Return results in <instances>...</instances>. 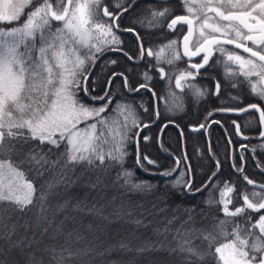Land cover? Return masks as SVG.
Listing matches in <instances>:
<instances>
[{"label":"trees","instance_id":"1","mask_svg":"<svg viewBox=\"0 0 264 264\" xmlns=\"http://www.w3.org/2000/svg\"><path fill=\"white\" fill-rule=\"evenodd\" d=\"M40 2L41 0H34L33 6ZM131 2L133 0H102L101 5L93 7L100 13L107 6L109 11L115 13L112 5L119 3L127 7ZM52 3L55 10L56 0H52ZM165 8L169 10L168 14L154 20L153 10L161 11ZM28 10L30 9H26ZM186 12L182 0H137L129 11L122 12L116 20L119 28L132 29L136 36L114 28L120 43L112 47L118 50H110L103 55L85 82L91 98L101 97L108 92L111 102L88 99L83 90L78 91L77 96L88 107L97 108L108 103L106 112L101 116L109 118L112 132L105 130V136L109 140L114 134L123 132L127 117V139L124 141L127 155L124 156L122 164L113 162L109 165L106 157L103 168L83 164L69 168L68 175L76 183L69 189L60 186V197L57 198L61 203L68 199L73 203L77 199L82 200L89 207L95 205L100 214L90 213L86 209L74 211L69 207L65 212L53 216V209L50 208L48 219L52 223H41L37 227V208L30 206L20 211L11 202H0V264H58L57 254L62 249L72 253L69 257L68 252H64L66 259L63 264H216L212 256L214 247L231 239L218 234L217 225L225 217L221 211L223 204L216 202L231 199L230 209L233 205L240 207L243 206L244 194L249 195L254 203L259 202L262 197H253L251 194L260 191L248 186L244 177L264 183V145H251L253 156L248 152L239 154L235 151L231 154V148L235 150L238 145L234 121L240 125L242 132L249 135L250 144L259 140L256 137L259 127L254 113L240 117L227 115L226 108L240 107L252 100L232 97L231 90L242 85L248 77L223 56L220 58L214 54L202 75H196L187 84L184 83V89L179 90L172 85L174 77L190 66L182 56L173 64L166 62L172 59L174 52L180 53L179 41L185 32V24H178L175 30L169 29L167 25L173 17ZM93 19L95 23L111 22L102 14ZM51 24L53 27L59 22L52 21ZM241 31L247 33L243 28ZM239 40L245 42L243 39ZM171 41H176L175 48H166L163 59L158 63L155 54ZM141 45L146 50L151 49L153 55H145L137 63L135 61L140 57ZM227 50L236 51L232 48ZM81 55H85L84 50H81ZM94 60H86L83 72L78 76L82 83ZM159 68H163L166 74L163 79ZM113 73H123L128 78V84L139 91H127L123 77L114 76ZM145 73L150 79L145 78ZM217 82L221 85L218 95ZM234 84L236 87H233ZM140 85L145 87L141 88ZM197 88L205 94L198 96ZM21 103L27 104L29 100H22ZM121 106L124 107L123 114L120 111ZM129 109L131 116L128 114ZM10 110L14 119L20 118L14 108ZM133 118L138 124H132ZM213 118L218 122L212 123ZM93 122L95 121H88ZM100 127L97 125L98 131ZM111 146L105 144L103 150L107 152ZM209 150L214 160L210 157ZM44 151L47 152L48 149L45 148ZM64 151L65 146L62 143L59 150L52 149L50 158L56 159ZM138 156L141 158L139 164ZM144 156L155 161V164H148L143 160ZM9 159L18 164L23 157L9 156L6 153L0 155V160ZM176 161H179V167L177 166L175 173L171 176L160 175L174 169ZM217 162L219 170L215 179L203 191L193 194L217 170ZM242 165L243 171L238 173L237 170ZM125 170L132 173V183L147 182L155 187L145 192L132 190L131 184L124 183L123 176L117 178ZM19 171L24 173L25 180H32L39 189L41 185L55 178L59 169L46 172L39 178L35 177L34 172L30 173L28 165L20 166ZM181 173L184 174V180H191L192 191H187L183 185L173 187V183L181 178ZM97 178L102 183L92 189L90 184L95 183ZM225 182L234 191L222 196ZM35 195H39V192ZM56 202L51 201L53 205ZM193 207V218L189 220L186 210ZM260 215H264V210ZM249 216L251 221L248 220ZM137 219L142 221L140 225L132 222ZM229 219L233 222L226 226L227 232H231L235 224L254 233L259 231L258 228H251L259 215L250 209L239 217ZM14 226L15 231L11 232ZM58 227L60 231L56 230ZM208 233L217 238V242L211 246L203 238ZM244 234L247 233H241L242 236ZM185 240L190 241V246L203 255L202 260L180 250V245ZM122 244L127 246L122 247Z\"/></svg>","mask_w":264,"mask_h":264},{"label":"snow or ice","instance_id":"2","mask_svg":"<svg viewBox=\"0 0 264 264\" xmlns=\"http://www.w3.org/2000/svg\"><path fill=\"white\" fill-rule=\"evenodd\" d=\"M57 7L62 8V11L53 10L52 0H41L39 6L33 7L34 0H0V155L8 154L9 156H22L18 164H14L11 159L8 161L0 160V202H11L15 204L20 211L28 209L30 206L38 209L37 227L41 223L51 224L48 219L49 209H53V216L59 212H65L69 207L74 211H85L90 213L100 214V210L95 205L89 207L84 201L77 199L75 203L71 199L64 200L62 203L57 200L60 197L58 188L63 186L69 189L76 183L69 175L67 170L74 168L77 165H87L93 168H103L107 157V163L110 165L113 162H123L124 156L127 155L124 150V141L127 139V117L123 125V132L117 133L109 140L105 136V130L112 132L109 126V118L101 116L108 108V103L111 102L110 93L106 92L104 96L94 97L101 101L107 100L108 103L103 104L100 108L88 107L80 102L77 92L80 90L87 91L83 87L82 81L78 78L83 72V66L87 61L95 59L98 53L114 49L113 45L120 43L113 29L119 30V25L115 24V20L119 18L122 12L128 11V8L117 3L112 5L115 9L109 11L107 6L102 8L98 13L93 6H99L102 0H91V6L84 3H75L74 0H56ZM186 6V11L189 15L176 16L167 25L169 29L175 30L178 24H186L188 32L183 37V53L184 57L202 56L201 63L190 65V69H195L198 73L200 69L208 64L212 54L213 46L222 44L235 45L237 49H242L244 53H250L251 57H257L260 62H264V47L260 51H255L252 47H248L246 43H240L236 39H224L215 35L217 33L226 35L227 31H232L235 37L242 38L244 41H251L253 45L264 46V0H259V3H254V0H182ZM128 7H131L129 4ZM228 8L231 10L225 11ZM26 9H30L26 11ZM169 10L167 8L161 11L152 12L154 20L166 16ZM258 15H254L257 13ZM102 14L103 17L110 18L109 23H95L94 17ZM214 14L220 21L228 22L225 26L219 23H209V15ZM193 16L196 20H201L199 24L200 37L206 36V29L210 30L207 38L203 39L202 43L197 41L198 46L193 51L190 47V40L193 35ZM21 20V26L15 27ZM52 21L62 22V27L58 28L55 33L51 31ZM254 21V22H253ZM2 25H8L5 30ZM242 26L247 29V35L241 31ZM93 29L98 33L97 43H92ZM131 31V29H129ZM39 37L43 46L39 48L40 56L38 59H33L31 55L32 48L29 46V41H34L36 34ZM10 38V39H6ZM23 45L25 51L20 52L18 49ZM176 41H171L168 45L162 47L157 52L156 58L159 63L163 59L165 49H174ZM34 47V43L32 44ZM81 50H86L85 55H81ZM219 50L223 53L225 49L220 47ZM51 51V58L48 53ZM124 55H127L125 53ZM152 56L151 49H144L140 46V57ZM130 60L132 57H128ZM181 54L174 52L172 59H168V64H173L175 60L180 59ZM227 60L239 64L241 70L246 65H250L255 69L257 65L252 59L245 60L241 55H233L229 53ZM115 63V61H111ZM260 71L256 73L264 80V63L259 65ZM159 74L163 79L165 72L163 68H159ZM252 71H243L245 77L251 76ZM114 76L123 77L124 87L128 91H139L138 88H133L128 84V78L123 73H113ZM146 79H150L147 73L144 74ZM188 77H193L191 70L187 73H181L176 77V87L182 86L181 82L187 80ZM88 77L84 76L83 80L87 81ZM171 79V77H169ZM111 83V81H109ZM141 88L145 85H140ZM233 87H236L234 84ZM221 85L216 83V94H219ZM255 91V89H254ZM198 96H203L205 93L200 89H196ZM256 95L264 101V89L256 92ZM29 100V103H21L22 100ZM14 108L19 114L18 120L12 116L10 109ZM123 114L124 107H120ZM236 111L237 114L255 112L256 120L261 126L259 137L264 139V107L260 104H249L246 107L238 109H230ZM132 115L131 110L128 112ZM28 118L25 119L24 117ZM5 117L7 120L5 121ZM89 120L95 122L88 123ZM132 124H138V121L133 118ZM84 123L86 126L81 128L79 125ZM237 133L240 132V125L233 122ZM97 125H100V130H97ZM147 127V125H144ZM203 127V125H201ZM195 130V129H194ZM138 135V133H137ZM118 137V138H117ZM247 139V137H244ZM147 139V137H145ZM64 144L65 151L56 159H51L52 149L59 150L61 144ZM105 144H111L110 149L105 152L103 147ZM242 147H245L242 145ZM48 151L45 152L44 149ZM140 157H137V164L140 163ZM186 160V156L184 157ZM148 164H155V161L149 160L147 156L143 157ZM28 165L30 173L34 172L35 177H42L46 172L59 169L55 178L41 185L39 189L34 185L32 180H25L24 173L19 171V167ZM179 167V161H177ZM147 170V169H145ZM219 170V162H217V171ZM176 169L160 173L163 176H171ZM243 171V168L240 169ZM183 173L181 178L173 183V187L183 185L187 191H192L191 180H184ZM123 176L125 184H131L132 190L145 192L151 191L154 185L147 182L132 183L130 171L125 170L118 175ZM217 176V172H213L202 188L196 189V192L207 188L209 184ZM249 185H255V181L244 177ZM23 181L22 184H14V181ZM102 181L97 178L95 183L90 184L92 189H96ZM260 192H253V197H262L259 202L254 203L249 199V195L242 196L243 206L233 207L231 199L222 200L216 203H222L221 209L224 219L220 220L217 228L218 234L224 238H231L228 242L218 243L214 247L212 256L216 264H264V215L260 212L264 210V184L258 185ZM25 189L24 195H16L17 189ZM234 191L233 187H228L225 182V189L222 196ZM39 192V195H35ZM35 195V202H34ZM57 202L53 205L51 201ZM211 203V202H210ZM252 210L259 215V219L251 224L252 229H259L258 233H254L250 229H244L239 224H235L231 232H227L226 226L233 221L229 218L239 217L245 214L246 210ZM189 220L193 217L191 213L195 208L187 209ZM107 219V217H103ZM251 221V216L248 217ZM136 225L142 223L137 219L132 221ZM60 231L58 227L56 229ZM167 230V229H165ZM15 231V226L11 232ZM46 232L47 229H44ZM9 233V239L11 236ZM246 235L242 236L241 233ZM211 244L217 242L216 236L211 233L205 234L203 237ZM122 247L127 245L122 244ZM181 251H186L190 256L203 259L195 248L190 246V241L185 240L180 245ZM68 252L70 257L72 253L67 249H62L58 256V264H63L66 259L64 252ZM143 251V249H141ZM55 253V249H53Z\"/></svg>","mask_w":264,"mask_h":264},{"label":"rangeland","instance_id":"3","mask_svg":"<svg viewBox=\"0 0 264 264\" xmlns=\"http://www.w3.org/2000/svg\"><path fill=\"white\" fill-rule=\"evenodd\" d=\"M41 3V2H40ZM40 3H36V5H34L33 7H36V6H39V4ZM75 3H84V4H89L90 6H91V0H74V4ZM254 3H259V0H254ZM213 6H215V0H214V5ZM184 7H185V9H186V6H185V4H184ZM225 11H228V10H231V9H228V8H225L224 9ZM55 11H57V12H60V11H62L59 7H57V8H55ZM185 15H189V13H187L186 12V14ZM209 15V23H219V24H221L222 26H225L228 22H225V21H220L219 20V18L218 17H215V15L214 14H208ZM254 15H258V12L257 13H254ZM193 18V20H194V35H193V38H192V40H191V44H190V47L193 49V48H195L196 46H198V43H197V41H199V43H202L203 42V39L204 38H207V35L208 34H210V30H208V29H206L205 31H206V36L205 37H200V35H199V24L200 23H202V19L201 20H196V18H195V16H193L192 17ZM254 22V21H253ZM22 23H23V21L22 22H19L18 24H15V25H13V26H15V27H18V26H21L22 25ZM52 25V24H51ZM2 27L5 29V30H7L8 29V27L7 26H4V25H2ZM62 27V22H59V24L58 25H55V26H53V27H51V31H52V33H55L56 32V30L58 29V28H61ZM244 35H246V33H243ZM215 35H218V36H222V37H229V38H231V37H233V38H231V39H236L237 41H241V40H239V39H242V38H237V37H235V36H233V35H235L234 34V32H232V31H227V34L226 35H221V34H219V33H217V34H215ZM97 36H98V33L93 29V39H92V43H96V41H97ZM6 39H10V38H6ZM36 41H37V43H36ZM34 43V47H32V44ZM29 46L32 48V51H31V55H32V57H33V59H38L39 58V56H40V53H39V48L41 47V46H43L42 45V43L40 42V37H39V33H37L36 34V36H35V38H34V41H29ZM253 47H254V49H256L257 51H260L261 50V48L262 47H264V46H256V45H253ZM217 49H219V47H217ZM20 52H24L25 51V49H24V47H23V45H21L20 46V48L18 49ZM86 50H84V52H85ZM166 51V50H165ZM164 51V52H165ZM229 53H231V54H233V55H241V56H243L244 57V59L245 60H248V59H252L254 62H255V64L257 65V67L255 68V69H252V67L250 66V65H246L245 66V68L243 69V70H241V68H240V66H239V64H237V63H235V62H232V61H229L230 63H232V64H234V65H236V66H238V70L243 74V71H252L253 72V74L251 75V76H257V81H256V84L255 85H259V82L260 81H263L261 78H260V76L259 75H256V73L257 72H259L260 71V68H259V65L261 64V62L260 61H258V60H256V59H254V58H252V57H250V56H247V55H244V54H242V53H240V52H236V51H229V50H227V51H224L222 54V56L227 60V55L229 54ZM81 54V53H80ZM262 54H264V51H262ZM48 56H49V58H51V51H49V53H48ZM228 61V60H227ZM250 76V77H251ZM249 77V76H248ZM101 107V106H100ZM100 107H97V108H100ZM25 119H27L28 117L26 116V117H24ZM5 119V118H4ZM16 120H18L19 118H15ZM155 119H157V117L155 118ZM86 125L84 124V126H81V124L79 125V127H81V128H83V127H85ZM261 145H264V139H262V140H260V142H259ZM23 183V181H20V180H16V181H14V184H22ZM260 191V190H259ZM24 192H25V189H23V188H19V189H17L16 190V192H15V194L16 195H19V196H23L24 195ZM259 232V231H258ZM245 235V234H244ZM15 264V263H14Z\"/></svg>","mask_w":264,"mask_h":264},{"label":"flooded vegetation","instance_id":"4","mask_svg":"<svg viewBox=\"0 0 264 264\" xmlns=\"http://www.w3.org/2000/svg\"><path fill=\"white\" fill-rule=\"evenodd\" d=\"M134 1V0H133ZM185 30H186V26H185ZM248 33H246V35H247ZM182 37V36H181ZM226 38H229V37H226ZM181 39V38H180ZM231 39V38H230ZM242 43V42H241ZM244 43H246V45L248 46V47H252L253 49H254V47H253V44H252V42L251 41H245ZM179 45H180V41H179ZM197 47V46H196ZM217 47H223L224 49H225V51H227V48H230L229 46H226V45H224V44H222V45H219V46H215V48H214V52H215V54L218 56V57H222V52L219 50V49H217ZM192 50H195V48H193ZM255 51H257L256 49H254ZM180 54H181V50H180ZM243 54V53H242ZM244 55H246V54H244ZM247 56H249V55H247ZM183 57V56H182ZM251 57V56H250ZM184 58V57H183ZM252 58H254V59H256L255 57H252ZM185 59V58H184ZM139 60V59H138ZM185 60H187V59H185ZM201 60H202V56H200V57H198L197 59H194V60H187L188 61V64H189V66L191 65V64H195V63H200L201 62ZM256 60H258V59H256ZM259 61V60H258ZM261 63H263V62H261ZM206 67V66H205ZM204 67V68H205ZM204 68H202V69H200L199 70V72L197 73L196 72V70L195 69H190V67H188V68H186V70H184V72H182V73H187V71H189V70H191L192 72H193V76L195 77L196 75H202V72H203V70H204ZM180 74H177L175 77H174V80H173V82H172V85H175V88L176 89H179V90H182V89H184L185 88V85L187 84L186 82L187 81H190V80H192L193 79V77H188L187 78V80H185V81H182L181 82V84H182V86L180 87V88H177L176 87V83H175V79H176V77L177 76H179ZM204 76H205V74H204ZM257 79V76H249L248 78H247V80L242 84V85H240V86H238L237 88H234V89H232L231 90V95H232V97H234V98H236V99H238V100H244V99H248V100H252V102H250V103H256V104H260L261 105V107H264V101H262L261 99H260V97L258 96V95H256V92H259L260 90H262V89H264V80L263 81H260L259 82V85L257 86V85H255L256 84V80ZM184 83H186V84H184ZM254 89H255V91H254ZM249 103V104H250ZM248 104V103H247ZM247 104H245V105H247ZM245 105H242V106H245ZM242 106H240V107H242ZM248 113H253V112H248ZM245 114H247V113H245ZM245 114H243V115H240V116H244ZM255 115V114H254ZM240 116H236V117H240ZM255 117H256V115H255ZM211 122L212 123H217L218 122V120L216 119V118H213L212 120H211ZM236 124H238L237 122H235ZM235 127V126H234ZM259 127V126H258ZM207 128H208V126L206 127V131H207ZM240 131H241V129H240ZM242 132V131H241ZM246 137H247V139L245 140V141H243V140H241V139H239L238 138V136L236 135V127H235V135H236V137H237V140H238V145H237V147L235 148V150L233 149V148H231V153L232 154H234V152L236 151V152H238L239 154H243L244 152H248V153H250L252 156H253V152H252V150H251V145H261L259 142H260V140H262V138H259L258 137V135H259V130H258V132H257V134H256V137L259 139L255 144L253 143V144H250L249 143V135L248 134H246V133H244V132H242ZM242 145L243 146H245V147H242ZM241 168H243V165H242V167ZM241 168H239L238 170H237V172L238 173H241V171H240V169ZM245 180V179H244ZM245 182V181H244ZM261 183V182H260ZM253 188V187H252ZM255 189H257V188H255ZM257 190H260V189H257ZM261 191V190H260Z\"/></svg>","mask_w":264,"mask_h":264},{"label":"water","instance_id":"5","mask_svg":"<svg viewBox=\"0 0 264 264\" xmlns=\"http://www.w3.org/2000/svg\"><path fill=\"white\" fill-rule=\"evenodd\" d=\"M137 0H134L132 3H131V7H127L128 8V10L129 9H131L132 8V6L134 5V3L136 2ZM162 1H166V0H162ZM184 14H182V15H177V16H183ZM176 17V16H175ZM175 17H173V18H175ZM106 18H108V17H106ZM172 18V19H173ZM110 19V18H109ZM117 20V19H116ZM116 20H115V24H116ZM186 25V24H185ZM242 27V26H241ZM243 28V27H242ZM244 29V28H243ZM119 30L120 31H123L121 28H119ZM245 31H247V29H244ZM187 32H188V26L186 25V31L184 32V34L182 35V37H181V39H180V44H181V54L183 53V37H184V35H186L187 34ZM193 34H194V24H193ZM192 37H193V35H192ZM192 37H191V39H192ZM221 37V36H220ZM221 39L222 40H224V39H229V38H226V37H221ZM190 42H191V40H190ZM224 45H226V46H229V47H231V48H233V49H235V50H237V51H239V52H242V53H244L243 52V50L242 49H237L236 47H235V45L233 44V45H227V44H224ZM114 49H116V48H114ZM108 51H110V50H105V51H103L102 53H100L96 58H95V60H94V62L92 63V65H91V67H90V69H89V72H88V74L86 75V76H88L90 73H91V71H92V69L95 67V65L97 64V62L101 59V57L103 56V55H105ZM111 51H114V50H111ZM202 54H205V53H201V55ZM212 54H213V49H212ZM212 54H211V56H212ZM244 54H247V55H250L251 56V54L250 53H244ZM183 56V55H182ZM210 56V57H211ZM184 57V56H183ZM199 56H195V57H191L190 59L188 58V57H184L185 59H187V60H194V59H196V58H198ZM256 59H258L257 57H255ZM210 59V58H209ZM259 60V59H258ZM140 61V59L139 60H136L135 62H139ZM202 62V61H201ZM200 62V63H201ZM264 63V62H263ZM206 66V65H205ZM85 82L86 81H83V87L84 88H86L85 87ZM128 91V90H127ZM83 92H84V94H85V96L88 98V99H91V100H94V101H99V99H94V98H91L89 95H88V93H87V91H84L83 90ZM130 92V91H129ZM132 92H134V91H131L130 93H132ZM105 95V94H104ZM103 95V96H104ZM250 104H256V103H250ZM247 105H249V104H247ZM247 105H245V106H242V107H246ZM242 107H228L227 109H226V113H227V115H229V116H240V115H243V114H245V113H242V114H237V112L236 111H230V109H238V108H242ZM255 115H257L255 112H253ZM154 122H156V119L154 120ZM258 125H259V123H258ZM261 131V126L259 125V132ZM241 132V131H240ZM242 133V132H241ZM236 135L238 136V138L239 139H241V140H243V141H245L246 139L244 138V137H246L244 134L243 135H240V134H238L237 133V130H236ZM258 137H259V135H258ZM260 138V137H259ZM209 155H210V157L213 159V156H212V154H211V151L209 150ZM214 160V159H213ZM175 169H177V161H176V165H175ZM215 172H218L217 170L215 171ZM174 173V172H173ZM172 173V174H173ZM250 179V178H249ZM252 180V179H251ZM245 181V183L248 185V186H250V187H253V188H257V189H260L259 187H258V185H261V184H264V183H260V182H257V181H255L256 183H255V185H249L248 183H247V181L246 180H244ZM254 181V180H253ZM208 182V181H207ZM206 182V183H207ZM202 188V187H201ZM205 189V188H204ZM203 189V190H204ZM261 190V189H260ZM193 194H195V193H198V192H192Z\"/></svg>","mask_w":264,"mask_h":264},{"label":"bare ground","instance_id":"6","mask_svg":"<svg viewBox=\"0 0 264 264\" xmlns=\"http://www.w3.org/2000/svg\"><path fill=\"white\" fill-rule=\"evenodd\" d=\"M130 4H131V3H130ZM127 7H128V6H127ZM127 7H126V8H127ZM129 10H130V9H129ZM129 10H128V11H129ZM126 12H127V11H126ZM121 29L123 30V32H124V31H126V32H131L132 34L135 35V31L132 30V29H131V31H129L128 28H121ZM135 36H136V35H135ZM190 44H191V42H190ZM214 48H215V46H213V54H212V56L210 57L209 61L211 60V58H212L213 55L215 54V52H214ZM179 49L181 50V44L179 45ZM193 51H194V50H193ZM203 55H204V54H202V55H200V56H203ZM181 56H182V54H181ZM200 56H199V57H200ZM102 57H103V56H102ZM102 57H101V58H102ZM196 59H197V58H196ZM140 60H142V59H140ZM201 61H202V60H201ZM139 62H140V61H139ZM248 104H249V103H248ZM233 117H236V116H233ZM231 154H232V153H231ZM175 172H176V171H175ZM175 172H174V173H175ZM201 187H202V186H201ZM201 187H200V188H201ZM198 189H199V188H198ZM195 191H196V190H194V192H195ZM202 191H203V190H202ZM200 192H201V191H200ZM198 193H199V192H198Z\"/></svg>","mask_w":264,"mask_h":264}]
</instances>
